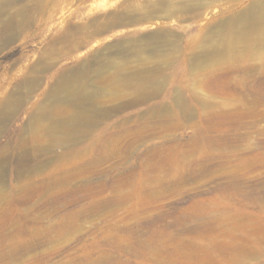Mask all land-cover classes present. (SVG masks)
Listing matches in <instances>:
<instances>
[{"label": "rangeland", "instance_id": "1", "mask_svg": "<svg viewBox=\"0 0 264 264\" xmlns=\"http://www.w3.org/2000/svg\"><path fill=\"white\" fill-rule=\"evenodd\" d=\"M12 1L10 14L37 2ZM150 2L50 0L0 47L8 95L40 78L0 128V264H264V67L254 56L239 58L260 65L247 75L224 57L193 67L240 49L247 27L233 19L264 0ZM73 71L111 112L77 144L38 118L41 94ZM160 104L181 120L154 114ZM71 107L52 115L70 120Z\"/></svg>", "mask_w": 264, "mask_h": 264}, {"label": "bare ground", "instance_id": "2", "mask_svg": "<svg viewBox=\"0 0 264 264\" xmlns=\"http://www.w3.org/2000/svg\"><path fill=\"white\" fill-rule=\"evenodd\" d=\"M49 1L37 0L36 6H34V7L32 6L33 10H31L30 7H26L24 9L18 10L17 13H15V14H10L9 9H10V5L12 4L13 1L12 0H0V47L2 45H8L16 37V32L19 29H22V28L24 29V27H26L30 24L31 18L28 20L26 18V16H27L26 14H28L31 11L43 12V13L47 12V9L49 8V4L51 3V2L49 3ZM54 1L55 0H53V2ZM149 2H150V0H149ZM153 2L154 1H152V3ZM34 4L35 3H33V5ZM147 4H149V3H147ZM140 6H138V7H140ZM178 6H179V4H178ZM150 8H152V7H150ZM162 8H163V6H162ZM168 8H170V6H168ZM120 9H122V8H120ZM172 9L175 10V8H172ZM184 9H185V7H184ZM257 10H259V11H257ZM176 11H177V9H176ZM43 13H41V14L43 15ZM142 14H145V13H142ZM150 15H152V14H150ZM18 16H22L23 18L21 20H17ZM132 16H134V15H132ZM155 17H157V16H155ZM153 19H155V18H153ZM135 20H138V19L135 18ZM135 20H133V21H135ZM233 20L238 25L240 24L242 27H245V28L247 27V29H245V30L243 29V31L239 34V36H236L237 42L239 41L242 44L240 49L235 48V47H237L236 45H238V44L234 45L235 47H233L230 45V43H228V44L224 45V48H225L224 51H221V52L216 51V52H213L212 54L206 53L205 55H203L201 60L195 61L193 63V67L209 64L211 62L210 58L215 57L217 59L218 57H220V58L224 57V58H228V59L229 58L233 59L232 67H234L238 72L244 73L247 75V74H252V73L258 72V70H260V67H259L260 65L259 66L248 65L246 67H242L240 64L241 60L239 58L244 57V59H246L249 57L251 58L253 56L258 57L261 60V63H262L261 66L264 67V53L257 51L258 47H260V46L264 47V7L263 6L258 7V5L255 2H253L246 11L242 12L241 14H238ZM237 28L239 29V27H237ZM231 31H233V30H231ZM253 34H255V36H252ZM236 35H238L237 32H236ZM225 36H226V34H225ZM225 40H226V38H225ZM232 40H233V38H232ZM194 50H195V48H194ZM236 50H239V51L242 50L241 53L242 52H245V53H243V54L237 53ZM54 52H55V54H58V50L54 49ZM148 61H149V59H148ZM236 64H237V66H236ZM238 64H240V65H238ZM144 71L135 72L134 77L140 78L141 76L142 77L147 76L149 71H147V70L145 72ZM57 73L58 72H54L53 75H55V77H57ZM116 73L118 75H120L121 67L118 69V71ZM25 78L26 79L18 85V88H17L18 91L14 94L8 95L6 90H7V88H9L11 86V84L15 78L14 77L11 78L12 82H10L9 86L7 87V86L3 85L2 81H1V76H0V128L4 122L9 120L11 118V116H13L12 112H14L17 105L19 103L21 104L22 102H24L25 97L28 96L30 93L34 92L37 89V87H39L40 78L32 77V76L25 77ZM84 78H86V75L81 74L78 71L77 72H75V71L63 72L61 75H59L55 84L50 87V91L48 93L44 92L41 94V96H46V98L48 96V98H47L48 99V103H47L48 105L46 103L43 106L40 105L41 109H40L38 118L46 120L48 122L47 129L49 130L51 135L55 138L54 141L65 140V141H71L72 144H77L80 142L81 133H83V132H85V134L90 133L91 128L94 127V125L96 123V119H98L100 117H106L111 113L109 111L105 112V111L98 110V108H97L98 95L95 92L91 93L88 91L87 85L85 83H83V81H82ZM154 88H160V87L158 85H156ZM85 101L89 102L88 106H84ZM59 102H67V103L71 104L73 117L70 120H62L61 121L60 119H58L57 117H54V115H52V111H51L52 107L55 106L56 103H59ZM206 104L204 103L202 105L204 110H203V112L200 113V118H203L204 114H206V110H207ZM238 105L239 106H247V105H249V101L246 99H241L239 101ZM32 106H35V103ZM216 106H217V104H216ZM152 111L154 114H156V113L166 114V119L164 121L171 120L173 117H174V119H178V120L180 119L181 120V117L178 116L177 114L170 115L169 110L161 104L158 105L156 108L152 109ZM193 115H194V113L192 112V110L187 109L183 113L182 118H184V119L193 118L192 117ZM33 129H35V128H33ZM10 145H11L10 143H7L3 150H6ZM80 153L81 152H78V151L75 152L76 155H80ZM29 157L30 156L28 154L23 156V158L25 160L29 159ZM30 159H31V157H30ZM2 165L3 164H0V186H2L3 182H4L3 176H2L3 175ZM25 172H26V170H23V169L20 170V174H24Z\"/></svg>", "mask_w": 264, "mask_h": 264}]
</instances>
